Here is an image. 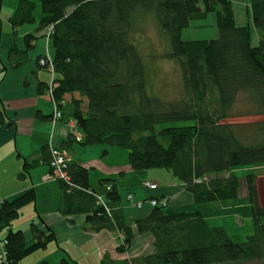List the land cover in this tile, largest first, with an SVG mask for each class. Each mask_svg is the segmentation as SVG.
I'll return each mask as SVG.
<instances>
[{
  "label": "trees",
  "instance_id": "trees-1",
  "mask_svg": "<svg viewBox=\"0 0 264 264\" xmlns=\"http://www.w3.org/2000/svg\"><path fill=\"white\" fill-rule=\"evenodd\" d=\"M233 1L19 0L11 21L33 22L34 8L40 5L38 29L51 28L53 99L63 117L66 95L78 94L70 104L81 145L123 147L133 170L168 169L183 182L195 204H232L241 178L233 169L264 164V0H250L257 42L247 24L235 22ZM213 12L214 39L183 37L193 20ZM149 17L165 39L164 57L174 59L180 68L183 90L174 100L147 90L144 58L134 31ZM29 38L31 34L26 35ZM239 101L250 108L245 114L260 120L231 122ZM186 119L192 122L174 124ZM69 140L76 139L69 135ZM66 172L70 185L55 180L65 192H73L71 197L85 196L76 205L91 209L86 215L88 228L112 230L119 239L117 248L126 251L134 231L124 219L116 184L109 178L102 180L107 212L90 188L87 168L68 163ZM242 177L253 226L244 240L233 241L224 227L210 226L196 209L167 211V203L152 206L146 217L136 221V231L151 234L153 250L122 264H264V206L258 202L256 173L246 171ZM35 198L31 190L0 202V233L4 234L0 239L5 240L7 264H22L27 254L54 239L49 227L41 229L34 222L29 241L24 231L12 227L20 209ZM59 264L70 262L62 258ZM101 264L110 263L104 259Z\"/></svg>",
  "mask_w": 264,
  "mask_h": 264
},
{
  "label": "crops",
  "instance_id": "crops-1",
  "mask_svg": "<svg viewBox=\"0 0 264 264\" xmlns=\"http://www.w3.org/2000/svg\"><path fill=\"white\" fill-rule=\"evenodd\" d=\"M18 2L2 0L0 7V202L32 190L35 201L20 209L12 227L24 231L28 241L33 239L29 230L31 222L41 229L49 227L54 234V239L44 247L27 254L22 264H36L41 260L59 264L62 258L70 264H101L104 259L110 264H122L128 258L147 254L153 250L152 236L149 232L136 231V221L147 216L152 210L150 198L157 197H166L167 207L171 210L196 209L210 226L224 227L233 241L244 240L253 226L252 221L240 215L243 210L251 217L243 175L239 179L242 183L239 184L238 198L232 204H195L183 182L172 176L168 169L133 170L128 164V152L123 147L106 144L83 146L78 142L82 138L81 133L78 138L74 137L76 140H69L67 120L72 118L70 98L79 96L77 93L66 95L67 100L61 106L63 117L52 120L54 104L47 95V86L54 75L38 63L42 57L53 58L51 41L47 29H38L42 13L35 14V20L30 23H12L11 16ZM233 3L235 22L247 24L257 42L258 32L251 21L250 0H234ZM205 19L207 23L203 26L211 31L205 32L208 36L204 34L198 39H214L217 36L215 12L209 13ZM186 29L182 33L185 37ZM27 34H31L32 38L26 40ZM52 151H64L70 164L79 163L87 168L88 183L97 195L104 198L106 188L102 180L109 178L116 184L124 219L134 231L132 243L126 251L117 248L119 239L112 230L92 231L88 228L86 215L91 209L76 205L85 196L75 199L74 195L71 197L73 192H65L58 180L45 178L50 170L48 159ZM145 179L157 183L156 188L142 187L140 182ZM128 195L133 201H142V204L132 205ZM213 210L221 215L219 221H210ZM226 223L234 233L229 232ZM3 237L2 232L0 238Z\"/></svg>",
  "mask_w": 264,
  "mask_h": 264
},
{
  "label": "rangeland",
  "instance_id": "rangeland-1",
  "mask_svg": "<svg viewBox=\"0 0 264 264\" xmlns=\"http://www.w3.org/2000/svg\"><path fill=\"white\" fill-rule=\"evenodd\" d=\"M6 2H9V0H6ZM38 13H41V7L37 3L34 8L33 15L35 16V14ZM203 23H207V19H204L203 21L195 20L194 23L192 22V26L189 25L185 30L186 37L185 35H183L184 33L182 35L186 38V40L198 39L201 38L204 34L207 35V33L205 32H209L211 30L207 26H203ZM134 37H137L139 40L137 42L138 48L142 51L144 58L147 90H149L150 93L156 94L162 99L167 101L177 99L181 95L183 90L180 68L178 66V63L174 59L171 60L164 57V52L167 50L164 41L165 39L163 36H161L158 29L153 25V21L150 17L147 18L144 22H140L139 25H137L136 30L134 31ZM190 37H196V38L191 39ZM204 39H211V38H204ZM204 39H198V40H204ZM233 108L235 114L229 117V120L231 122L240 124V123H247L250 121L260 120L259 116L257 115L245 114V112L249 111L250 108L249 106L242 104L241 101L237 102ZM191 122L192 121L186 119V120L175 121L174 124L184 125L186 123H191ZM158 169L166 170L164 168H155V169H147V170L156 171ZM233 170L238 177L244 175L246 171H250V172L254 171L256 173L257 178L255 182L258 183L257 188L259 187V193L261 197V200L258 199V202L259 204L261 203L264 205V164L245 166V167L243 166L242 168L237 167ZM240 183L242 182L240 181ZM211 204L212 202L208 205ZM166 210L167 211L171 210V208L166 207ZM213 212H214L213 218H211L210 221L211 222L219 221L220 220L219 218H221L219 216L221 215H219L217 210H213ZM240 212H241L240 215L243 216V219L245 217L251 221V217L247 214H244L243 210H241ZM222 222L223 220L221 221V223ZM226 227H228L230 233H234V231H232L233 228L229 227L227 223H226ZM248 263L251 262H246V263L236 262L235 264H248ZM229 264H233V263H229Z\"/></svg>",
  "mask_w": 264,
  "mask_h": 264
},
{
  "label": "built area",
  "instance_id": "built-area-1",
  "mask_svg": "<svg viewBox=\"0 0 264 264\" xmlns=\"http://www.w3.org/2000/svg\"><path fill=\"white\" fill-rule=\"evenodd\" d=\"M51 28H48L47 34L49 33V30ZM39 65L42 67H46L47 70H50L51 74L53 75V61L49 57H42L38 61ZM54 78L52 77L51 82L48 84V89H47V94L50 96L53 104H54V109H53V114H52V120H59L61 118V111L58 109L57 103L55 99H53V88L56 87V83L53 80ZM67 125L69 129V135L73 137H77L80 133V129L78 128L76 121L72 118L67 120ZM69 162V157L64 151H52L51 154V160H50V170L48 174L45 176V178L49 179H61L64 182H68L69 184V176L66 172V168ZM140 184L143 187H149L152 189L156 188L157 183L151 182L147 179L142 180ZM70 185V184H69ZM109 187V186H108ZM97 200L98 203H100L104 209L109 212V208L107 207L103 197L101 195H97ZM127 198L131 200L132 205L134 206H140L142 204V201L136 200L133 201L131 195H128ZM151 206H165L168 203V199L166 197H157V198H150L149 200ZM5 240L0 239V264H7L6 260V251L4 248Z\"/></svg>",
  "mask_w": 264,
  "mask_h": 264
},
{
  "label": "bare ground",
  "instance_id": "bare-ground-1",
  "mask_svg": "<svg viewBox=\"0 0 264 264\" xmlns=\"http://www.w3.org/2000/svg\"><path fill=\"white\" fill-rule=\"evenodd\" d=\"M68 163H70V162H68ZM67 167H68V165H67Z\"/></svg>",
  "mask_w": 264,
  "mask_h": 264
}]
</instances>
